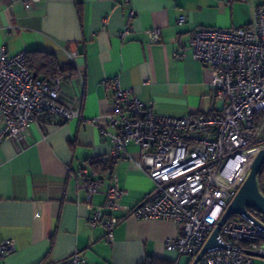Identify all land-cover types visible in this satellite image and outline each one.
<instances>
[{
    "label": "crops",
    "instance_id": "crops-1",
    "mask_svg": "<svg viewBox=\"0 0 264 264\" xmlns=\"http://www.w3.org/2000/svg\"><path fill=\"white\" fill-rule=\"evenodd\" d=\"M237 6L219 0H38L26 10L22 0H0V55L40 50L61 66L72 64L75 74L60 78L58 101L80 114L58 125L32 123L21 144L1 142L0 241L13 240L15 250L0 256V264H66L75 253L84 264H137L146 256L191 264L190 256L166 249L165 241L178 233L173 221L139 219L127 211L151 182L135 166L139 145H126L127 158L110 156L117 130L107 117L112 90L102 80L116 79L159 115L217 108L218 76L188 50L174 55L197 27L240 25ZM153 28L159 40L149 43L146 31ZM102 157L111 168L97 169ZM83 166L101 181L91 202L75 178ZM112 175L125 193L108 241L104 228L90 226L88 218L104 203ZM252 264H264V257Z\"/></svg>",
    "mask_w": 264,
    "mask_h": 264
},
{
    "label": "built area",
    "instance_id": "built-area-1",
    "mask_svg": "<svg viewBox=\"0 0 264 264\" xmlns=\"http://www.w3.org/2000/svg\"><path fill=\"white\" fill-rule=\"evenodd\" d=\"M219 1L251 2L249 21L240 27H197L187 42H178L181 50L174 55L181 58L188 50L218 76L217 108L180 117L159 115L131 90L120 88L116 79L102 80L112 90V111L107 117L117 130L111 137L110 156L127 158L126 145H139L135 166L153 183L127 211L139 219L173 221L178 233L165 241L166 249L190 256L191 262L264 148V0ZM37 2L22 0L26 10ZM177 22L184 23L185 17L179 16ZM146 33L149 43L159 40L158 29ZM68 55L74 60L77 52ZM25 59V52L6 56L2 50L0 55V144L5 138L23 143L32 123L58 125L80 117L78 110L58 101L60 78L41 79L26 67ZM107 161L108 157L100 158ZM75 178L91 202L100 179L84 166ZM111 179L104 203L88 218L90 226L104 228L108 241L119 220L114 211L125 193L116 175ZM256 218L264 224V216ZM217 240L225 247L207 250L196 264H252L255 256L247 251L264 254V229L248 222L229 218ZM14 250L13 240L0 241V256ZM66 264H84V259L75 253Z\"/></svg>",
    "mask_w": 264,
    "mask_h": 264
},
{
    "label": "water",
    "instance_id": "water-1",
    "mask_svg": "<svg viewBox=\"0 0 264 264\" xmlns=\"http://www.w3.org/2000/svg\"><path fill=\"white\" fill-rule=\"evenodd\" d=\"M262 165H264V148L260 149L252 160L246 178L233 198L230 200L225 211L220 217L218 224L214 227L200 251L192 260L191 264H196L202 254L207 250L216 246L225 247L217 240V235L220 227L233 215H238L248 223L264 229V224H262L256 216L248 210H254L257 214L264 216V194L260 192L256 178ZM247 253L255 257H264V254H258L253 251H247Z\"/></svg>",
    "mask_w": 264,
    "mask_h": 264
},
{
    "label": "trees",
    "instance_id": "trees-1",
    "mask_svg": "<svg viewBox=\"0 0 264 264\" xmlns=\"http://www.w3.org/2000/svg\"><path fill=\"white\" fill-rule=\"evenodd\" d=\"M26 53V59H25V65L26 67L33 71L36 76L40 77L41 79H48V78H55V77H73L74 67L73 65H59L56 61V58L48 52L40 51V50H34V51H28ZM100 163V164H99ZM98 164H95L98 170H104L111 168V164L109 161L103 163L99 162ZM257 183L260 192H264V165L260 168L257 176ZM264 194V193H262ZM252 214H254L256 217L258 214L254 210L248 209ZM241 222L247 223L246 220L240 219ZM137 264H173V261L157 257V256H146L141 262Z\"/></svg>",
    "mask_w": 264,
    "mask_h": 264
},
{
    "label": "rangeland",
    "instance_id": "rangeland-1",
    "mask_svg": "<svg viewBox=\"0 0 264 264\" xmlns=\"http://www.w3.org/2000/svg\"><path fill=\"white\" fill-rule=\"evenodd\" d=\"M223 3L227 4L228 6L230 4H237L238 6L235 7V11H236L237 15L241 18L244 17V20L242 21V23L240 25H235V26L229 25L228 27H223V28L240 27V26L245 25L249 21L251 9H252L251 2H249V1H247V2L233 1L231 3L230 2H223ZM150 182H151V188H150V190H151L153 188V183H152L151 179H150ZM230 219H234L236 221H241L240 220L241 218L238 215H233L232 217H230Z\"/></svg>",
    "mask_w": 264,
    "mask_h": 264
}]
</instances>
